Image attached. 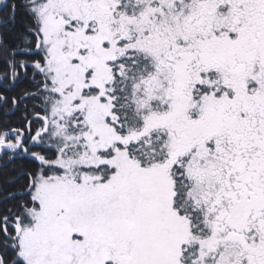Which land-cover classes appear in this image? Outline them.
<instances>
[{"label": "snow or ice", "instance_id": "obj_1", "mask_svg": "<svg viewBox=\"0 0 264 264\" xmlns=\"http://www.w3.org/2000/svg\"><path fill=\"white\" fill-rule=\"evenodd\" d=\"M0 264H264V0H0Z\"/></svg>", "mask_w": 264, "mask_h": 264}]
</instances>
